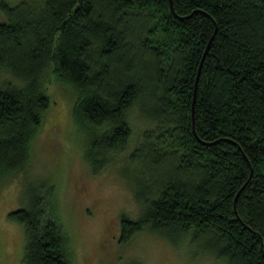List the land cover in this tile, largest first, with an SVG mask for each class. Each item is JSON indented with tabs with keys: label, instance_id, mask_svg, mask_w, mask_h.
Wrapping results in <instances>:
<instances>
[{
	"label": "trees",
	"instance_id": "trees-1",
	"mask_svg": "<svg viewBox=\"0 0 264 264\" xmlns=\"http://www.w3.org/2000/svg\"><path fill=\"white\" fill-rule=\"evenodd\" d=\"M0 11V68L21 82L0 88V183L28 161L50 66L77 91L96 168L124 147L125 111L146 104L154 125L124 175L145 210L121 217V239L148 226L205 238L201 248L232 264H264V0H0ZM8 215L24 225L21 264H71L39 194Z\"/></svg>",
	"mask_w": 264,
	"mask_h": 264
},
{
	"label": "rangeland",
	"instance_id": "rangeland-1",
	"mask_svg": "<svg viewBox=\"0 0 264 264\" xmlns=\"http://www.w3.org/2000/svg\"><path fill=\"white\" fill-rule=\"evenodd\" d=\"M3 1L10 6L27 1L39 8L45 0ZM4 19L0 11V21ZM14 77L0 68V88L7 81L20 85ZM40 83L50 106L30 143L27 163L0 183V264L22 263L24 225L8 213L29 208L36 194L61 225L71 264H232L201 248L205 238L187 233L166 235L143 226L121 239V217L136 221L145 210L133 194L136 186L124 175L130 174L129 153L154 125L145 117L146 104L137 102L125 111L130 131L124 147L108 153L106 164L96 168L86 156L92 133L73 116L77 91L50 66Z\"/></svg>",
	"mask_w": 264,
	"mask_h": 264
},
{
	"label": "water",
	"instance_id": "water-1",
	"mask_svg": "<svg viewBox=\"0 0 264 264\" xmlns=\"http://www.w3.org/2000/svg\"><path fill=\"white\" fill-rule=\"evenodd\" d=\"M170 3H171V2H170ZM170 5H171V4H170ZM215 31H216V28H215L214 33L212 34V36L210 37V39H209V41H208V43H207V46H206V48H205V50H204V53H203V55H202V58H201V61H200V64H199V67H198V70H197V75H196V78H195V85H194L193 98H192V102H191V117H192V119H193V110H194V102H195V92H196V83H197V79H198V76H199V72H200V68H201L202 61H203V59H204V57H205V54H206V52H207V50H208V47H209L210 43H211V41H212V39H213V37H214Z\"/></svg>",
	"mask_w": 264,
	"mask_h": 264
}]
</instances>
